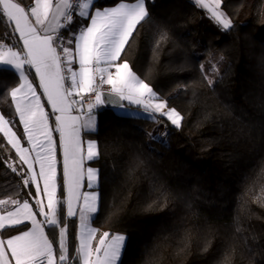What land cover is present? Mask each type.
Here are the masks:
<instances>
[{"label": "snow or ice", "instance_id": "6c2138e0", "mask_svg": "<svg viewBox=\"0 0 264 264\" xmlns=\"http://www.w3.org/2000/svg\"><path fill=\"white\" fill-rule=\"evenodd\" d=\"M148 2L111 0L112 6H105L101 0H31V4L0 0V25L6 29L0 36V72H10L16 79L14 86L0 84V88L7 89L0 91V102L7 103L10 97L9 107L14 108L10 116L0 112V134L15 151V158L9 156L4 163L6 170L19 178L18 185L29 190L31 198L20 199V192L14 190L0 199V264H119L126 234L93 227L101 196L96 190L81 191L85 179L89 189H96L100 180L99 169L85 167L86 161L94 162L102 155L99 141L84 139L97 132L96 110L113 106L128 118L143 116L145 121L165 126L160 134L163 138L167 136L168 124L181 129L186 119L176 107L170 106L171 99L191 89L192 98L187 103L195 105L199 102L198 88L207 87L215 92V86L224 82L231 65L223 52L218 56L210 54L207 62L210 67L201 63L200 77L189 84L177 85L169 95L158 94L133 71L123 57L139 28L151 20ZM195 4L210 13L221 31L227 33L237 27L225 10V0H195ZM258 15L264 22V6ZM172 39L169 30L158 25L154 54ZM261 62L264 63V57ZM128 105H135L136 110ZM258 107L264 110V96ZM241 112L243 115H235L230 104H223L222 110L204 104L196 126L218 123L223 132L224 124L220 121L231 118L237 124L234 130L238 135L234 139L251 138L256 125L251 118L245 120L248 114L243 109ZM259 128L264 137V119L259 121ZM155 133V129L145 132L149 142L157 139ZM109 147L119 151L115 141ZM61 157L62 177L58 169ZM142 177L149 180L155 193L149 209L166 208L175 200L183 202L189 210L192 208V197L173 192L147 161L136 156L129 164L126 179L134 183ZM257 185L261 195L254 196L253 202L264 207V160L260 161L244 196ZM118 212L114 206L108 220ZM253 216L264 219L251 212L247 199L242 200L232 218L234 231L223 242L214 264H236L237 252L242 264L244 261L264 264V247L259 246V237L243 225L244 219ZM73 217L79 219L75 234L78 243L70 254L69 229ZM9 231L16 234L5 236ZM217 232V226L208 221L184 228L175 255H191L196 237L202 239L201 255L207 254ZM145 264L159 261L149 255Z\"/></svg>", "mask_w": 264, "mask_h": 264}, {"label": "trees", "instance_id": "16d2710c", "mask_svg": "<svg viewBox=\"0 0 264 264\" xmlns=\"http://www.w3.org/2000/svg\"><path fill=\"white\" fill-rule=\"evenodd\" d=\"M20 2L31 4V0ZM101 3L110 6L111 0H101ZM262 6L264 0H225V10L237 26L226 33L192 0H154V3L149 0L151 20L139 28L123 58L158 94L169 95L177 85L197 80L200 64H207L210 54L223 52L231 68L224 82L215 86V92L207 87L197 89V104L187 103L192 98L191 89L181 91L171 99L170 106L186 117L183 127L176 129L168 124L167 136L161 138L155 133L157 139L154 142H149L145 132L152 131L157 124L145 121L143 117L128 118L104 106L96 110L98 129L88 136L99 141L102 152L100 158L92 162L100 170L97 191L101 203L92 223L101 231L126 234V246L119 264H145L149 255L158 259L159 264H214L223 242L230 239L234 231L232 218L242 200L247 199L251 212L264 217V207L253 202L254 196L261 195L259 185L244 196L260 161L264 160V137L259 128L264 110L258 107L264 96V63L261 62L264 22L258 15ZM158 25L166 27L173 39L154 54ZM5 31L0 25V36ZM3 83L14 86L16 79L10 72H0V84ZM0 91L7 89L0 88ZM9 104L10 97L7 103L0 102V111L6 116L14 113ZM204 104L221 110L223 104H230L237 116L243 115V109L248 114L245 120L251 118L256 125L251 138L234 139L238 135L234 130L237 124L231 118L220 121L224 124L223 132L218 123L197 127ZM114 141L119 151L109 147ZM0 144H5L0 147V199L14 190L20 192V199H31L29 190L18 185L19 178L5 168L4 162L9 156L15 158V152L6 145L2 134ZM136 156L147 161L151 170L173 192L192 197V208L189 210L183 202L175 200L166 208L149 209L148 204L155 199L149 180L142 177L131 183L126 179L129 164ZM114 206L119 212L109 221ZM75 221L72 219L69 229L70 254L76 244ZM205 221L218 228L210 251L201 255L202 239L196 237L191 255L177 257L175 246L183 229L203 225ZM243 225L252 229L259 237V246L264 247V219L253 216L244 219ZM14 234L15 231H9L5 236ZM236 264H242L239 252Z\"/></svg>", "mask_w": 264, "mask_h": 264}, {"label": "rangeland", "instance_id": "374dc122", "mask_svg": "<svg viewBox=\"0 0 264 264\" xmlns=\"http://www.w3.org/2000/svg\"><path fill=\"white\" fill-rule=\"evenodd\" d=\"M206 14H207V16L211 19V16H210V13H208V12H206ZM213 21V20H212ZM214 22V21H213ZM215 23V22H214ZM216 24V23H215ZM65 34H67V33H65ZM213 54H215V53H213ZM215 55H219V54H215ZM210 59H211V57H210ZM209 59V60H210ZM209 60H207V61H209ZM206 65V68L207 67H210L209 65H208V63L207 64H205ZM223 67H224V65H221V70H223ZM33 76H34V72H33ZM45 104H46V101H45ZM135 106V105H134ZM133 110H136V106L134 107V108H132ZM49 111H50V109H48ZM1 112V111H0ZM115 112L116 113H118V114H122V115H125V113L121 110V109H115ZM138 117H143V116H138ZM155 130H156V133H157V137H160V134L161 133H163L164 131H165V128H164V125H156L155 126ZM19 132L22 134V132H23V129H22V127L20 128V130H19ZM55 138L57 139V141H58V139H59V136H58V134H56V136H55ZM84 139H85V141H87L88 139H91L88 135H86L85 137H84ZM84 147H85V149H86V143H85V145H84ZM15 152V151H14ZM60 160H61V163L58 165V169H59V174L61 175V177H62V171H63V165H62V157L60 158ZM88 166H91V167H94V168H96L93 164H92V162H88V161H86L85 162V167H88ZM26 167V166H25ZM37 171L39 170L38 169V167H37V169H36ZM62 182V181H61ZM82 188H81V191L83 192V191H93V190H96L97 191V188L96 189H89L88 187H87V179H85L83 182H82ZM41 187H42V182H41ZM35 192V188L33 187V193ZM45 203H46V200H45ZM65 214H66V208H65ZM72 219H75L76 221V233L78 232V230H79V219H78V217H73V218H71V220ZM30 226V225H29ZM92 226L93 227H95V228H97L96 226H94V224L92 223ZM98 229V228H97ZM101 231V230H100ZM76 243H78V241H75ZM123 251V250H122Z\"/></svg>", "mask_w": 264, "mask_h": 264}, {"label": "crops", "instance_id": "0c3cea01", "mask_svg": "<svg viewBox=\"0 0 264 264\" xmlns=\"http://www.w3.org/2000/svg\"><path fill=\"white\" fill-rule=\"evenodd\" d=\"M192 1L195 2V0H192ZM110 6H112V5H110ZM204 11L207 12V10H205V9H204ZM124 104H127V102L125 101ZM129 107L132 109V108H134L135 106H134V105H129Z\"/></svg>", "mask_w": 264, "mask_h": 264}, {"label": "water", "instance_id": "95a60500", "mask_svg": "<svg viewBox=\"0 0 264 264\" xmlns=\"http://www.w3.org/2000/svg\"><path fill=\"white\" fill-rule=\"evenodd\" d=\"M104 107L107 108V109H112V110L117 109V108H115V107H113V106H104Z\"/></svg>", "mask_w": 264, "mask_h": 264}, {"label": "built area", "instance_id": "2783aa9c", "mask_svg": "<svg viewBox=\"0 0 264 264\" xmlns=\"http://www.w3.org/2000/svg\"><path fill=\"white\" fill-rule=\"evenodd\" d=\"M107 87H108V86H106V85L104 86L105 90H107Z\"/></svg>", "mask_w": 264, "mask_h": 264}]
</instances>
